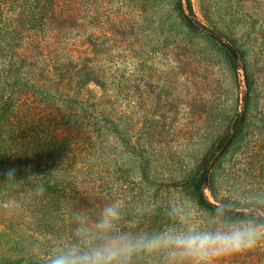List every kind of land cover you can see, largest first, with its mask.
I'll use <instances>...</instances> for the list:
<instances>
[{
  "label": "rangeland",
  "instance_id": "rangeland-1",
  "mask_svg": "<svg viewBox=\"0 0 264 264\" xmlns=\"http://www.w3.org/2000/svg\"><path fill=\"white\" fill-rule=\"evenodd\" d=\"M178 3L81 0L59 37L29 34L44 50H26L22 71L29 62L88 70H68L59 83L56 73L47 74L49 89L60 98L46 103L52 118L42 119L54 129L58 144L67 142L69 157L60 156L66 163L58 177L72 182L63 183L66 196L47 188V154L25 172L22 191L3 187L7 181L1 180L0 264H35L73 239L65 203H71L67 196L75 185L91 194L87 212L77 217L93 227L114 202L120 210L117 231L154 233L181 227L188 218L209 221L214 213L199 205L188 181L201 177L210 159L211 164L216 159L210 174L217 195L207 187L210 198L264 215V116L257 111L264 108V0H182L197 21L246 51L257 78L254 112L222 156L220 142L230 143L244 107V69L235 68L215 37L188 26ZM32 71L34 77L37 70ZM133 264L167 261L162 254H141ZM218 264H264V240Z\"/></svg>",
  "mask_w": 264,
  "mask_h": 264
},
{
  "label": "trees",
  "instance_id": "trees-1",
  "mask_svg": "<svg viewBox=\"0 0 264 264\" xmlns=\"http://www.w3.org/2000/svg\"><path fill=\"white\" fill-rule=\"evenodd\" d=\"M80 1L0 0V64L3 63L2 66L4 65L3 67H5L0 69V173L10 167L17 170L15 180L7 181L6 184L1 182L4 179L6 182V178L0 175V183L5 188L22 191L23 180L27 177L25 172L33 168L32 164L40 163V160L47 154L44 160L47 168L44 172L43 180L47 188L51 189L52 192H62L64 196L67 195L68 191L63 183L69 184L72 181L69 179L65 181L66 178H59L58 172L62 168L61 164L66 163L61 157H69L67 156V152H69L68 145H66L67 142L65 144L57 143L54 129L48 128L50 123L46 124L42 118L44 116H47L48 119L52 118V112L46 103L54 102L55 98H60L51 88L49 89L50 86L47 81L50 77L47 74L51 71L54 74L56 73L59 77L56 81L58 80L59 83L67 76L66 72L72 70L74 66L70 68V64L55 63L48 67L49 64H46V62L39 65L29 62L27 72L22 70L24 69V64L27 63L26 50L31 51L36 47L40 52L44 50V47L39 42L34 41V43L29 37L33 38L38 33L59 37L62 31L67 30L66 26H70V22L73 20L71 10L77 8ZM178 4L183 19L188 26L195 30L206 31L215 37L229 54L235 68L244 69L246 82V89L243 95L244 107L236 119L232 134L228 136H232V140L222 151V156L227 153L234 138L246 125L249 115L254 112L255 102L259 100L258 97L260 95L259 90L254 87L257 78L255 72L250 69L251 66L247 59L246 51L238 43L227 39L223 33L210 29L197 21L190 13L185 11L182 0H179ZM31 33H34V35H29ZM26 37L29 38L28 41ZM86 67L85 65L78 66V68H74V72L86 73L88 70ZM33 68L37 70L39 76L37 74L34 77L30 75L33 73ZM40 77L43 79L40 80ZM58 83L51 82L50 85H57ZM54 89L61 91L59 87ZM64 99V101L68 102L71 97H65ZM31 110H34V112L31 113ZM257 111L264 116L263 107ZM38 114H40V118L37 119L35 117ZM61 117L66 118L65 122L69 123L70 118L66 117V114H62ZM63 139H66V137H63ZM226 142L227 139L220 142L219 149ZM53 155L54 157L49 159ZM70 160V162H73V156ZM211 161L212 159L208 161L201 177L192 178L188 181L194 189L199 205L212 213H215L218 208L227 206L231 210L230 215L232 218L249 217L253 212H249L245 208L231 206L218 199L212 200L207 194L206 188L208 187L216 195V183L214 178H212L213 175L210 174L212 169ZM70 162H67L68 167ZM68 167L63 168V171L68 170ZM90 196L91 194L86 193L78 185L73 186L70 198L67 196L69 200L72 199L70 204L65 203V205L70 207L69 213L72 215L70 225L75 229L77 222H80L77 217L78 214L87 212L86 210L89 206L88 198ZM87 203L88 206L86 205ZM88 224L90 225L89 221ZM37 263L50 264L47 253L39 257L35 264ZM8 264H22V262L21 260H10Z\"/></svg>",
  "mask_w": 264,
  "mask_h": 264
},
{
  "label": "clouds",
  "instance_id": "clouds-1",
  "mask_svg": "<svg viewBox=\"0 0 264 264\" xmlns=\"http://www.w3.org/2000/svg\"><path fill=\"white\" fill-rule=\"evenodd\" d=\"M17 170L8 168L0 175L15 180ZM175 215L176 210L172 209ZM225 206L216 209L205 223L191 218L180 221L181 227L154 233L117 231L120 217L118 203L104 207L94 227L86 218L73 233V239L49 256L50 264H133L137 255L162 254L167 264H218L228 256L254 249L264 240V220L260 213L234 219Z\"/></svg>",
  "mask_w": 264,
  "mask_h": 264
},
{
  "label": "water",
  "instance_id": "water-1",
  "mask_svg": "<svg viewBox=\"0 0 264 264\" xmlns=\"http://www.w3.org/2000/svg\"><path fill=\"white\" fill-rule=\"evenodd\" d=\"M228 143H229V141H227V142L225 143V145H224L223 149H224V148L227 146V144H228ZM221 152H222V151H220V153H221ZM220 153H219V154H220ZM219 154H218V155H219ZM215 160H216V159H215ZM215 160L213 161L212 165H214V163H215Z\"/></svg>",
  "mask_w": 264,
  "mask_h": 264
}]
</instances>
